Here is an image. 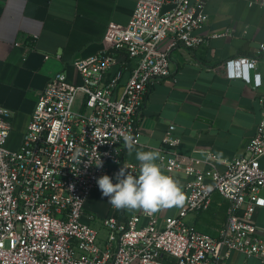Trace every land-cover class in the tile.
Returning a JSON list of instances; mask_svg holds the SVG:
<instances>
[{
	"label": "built area",
	"instance_id": "obj_1",
	"mask_svg": "<svg viewBox=\"0 0 264 264\" xmlns=\"http://www.w3.org/2000/svg\"><path fill=\"white\" fill-rule=\"evenodd\" d=\"M207 1L137 0L128 24L107 26L99 53L73 62L82 84L71 83L63 71L49 79L18 148L8 146L12 112L0 106V264H225L234 251L264 264V226L256 220L264 208V92L258 93L262 119L256 134L224 171L211 152L199 169L176 150L159 149V166L188 176L177 215L160 222L157 213L139 211L128 220L109 214L101 221L103 235L86 220L99 177L116 183L122 166L139 175V165L123 158V136L130 133L139 143L145 97L151 84L171 74L172 50L207 42L198 34L209 19ZM251 4L264 7V0ZM263 52L264 43L258 57L230 59L221 68L259 91L262 73L251 71ZM79 92L84 98L77 107ZM174 130L169 125L163 143L176 148L181 140ZM77 149L80 163L72 159ZM99 159L103 166L97 168ZM215 191L230 204L224 227L211 236L187 216L207 208Z\"/></svg>",
	"mask_w": 264,
	"mask_h": 264
},
{
	"label": "crops",
	"instance_id": "obj_2",
	"mask_svg": "<svg viewBox=\"0 0 264 264\" xmlns=\"http://www.w3.org/2000/svg\"><path fill=\"white\" fill-rule=\"evenodd\" d=\"M251 1H207L209 19L198 30L207 42L193 49L179 45L172 50L171 74L151 84L145 97L135 150H176L185 164L199 169L205 168L203 160L211 152L218 158L220 171L245 153L262 119L258 93L264 92V86L258 91L244 79L229 78L221 65L238 57H258L257 50L264 43V7ZM136 4L137 0H0V106L12 112L11 148L19 147L49 79L63 71L71 83L82 84L73 62L99 53L107 26L128 24ZM256 71L264 81V52L251 73ZM171 124L181 140L176 148L163 143ZM123 158L139 165L135 151L128 156L124 150ZM261 164L264 166V156ZM160 168L183 189L188 180L185 172L168 174ZM229 204L215 191L210 205L190 213L187 222L200 232L218 236ZM178 210L174 206L157 212L160 222L177 215ZM85 212L91 218L86 220L99 229L109 214L128 220L139 211L113 208L96 189ZM256 220L264 226V208L257 211ZM145 222L143 219L142 224ZM225 264L260 262L234 251Z\"/></svg>",
	"mask_w": 264,
	"mask_h": 264
},
{
	"label": "clouds",
	"instance_id": "obj_3",
	"mask_svg": "<svg viewBox=\"0 0 264 264\" xmlns=\"http://www.w3.org/2000/svg\"><path fill=\"white\" fill-rule=\"evenodd\" d=\"M124 148L128 156L135 151V159L139 162V175H133L124 166L115 174L116 183L108 175L97 179V185L108 203L117 210L142 211L153 215L162 209L179 207L185 202V195L180 184L171 176L163 174L156 161L160 158L158 150L137 151V140L127 133L123 136ZM80 150L72 156L73 161L80 163ZM97 168L103 166L99 159Z\"/></svg>",
	"mask_w": 264,
	"mask_h": 264
},
{
	"label": "rangeland",
	"instance_id": "obj_4",
	"mask_svg": "<svg viewBox=\"0 0 264 264\" xmlns=\"http://www.w3.org/2000/svg\"><path fill=\"white\" fill-rule=\"evenodd\" d=\"M83 98H84V94H83L82 92H79V93H78V96H77V101H76V106H77V107L80 106V104H81L82 101H83ZM8 146L10 147L9 142H8ZM10 148H11V147H10ZM99 230H100V229H99ZM105 233H106V231H104V229L100 230V234H101V235H103V234H105Z\"/></svg>",
	"mask_w": 264,
	"mask_h": 264
}]
</instances>
